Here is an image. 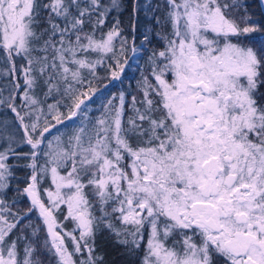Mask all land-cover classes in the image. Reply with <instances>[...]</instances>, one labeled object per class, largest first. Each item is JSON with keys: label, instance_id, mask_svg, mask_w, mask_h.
Here are the masks:
<instances>
[{"label": "snow or ice", "instance_id": "1", "mask_svg": "<svg viewBox=\"0 0 264 264\" xmlns=\"http://www.w3.org/2000/svg\"><path fill=\"white\" fill-rule=\"evenodd\" d=\"M0 264H264V0H0Z\"/></svg>", "mask_w": 264, "mask_h": 264}]
</instances>
